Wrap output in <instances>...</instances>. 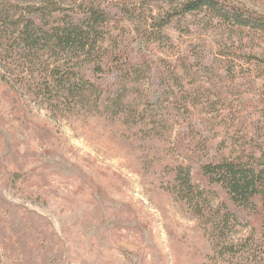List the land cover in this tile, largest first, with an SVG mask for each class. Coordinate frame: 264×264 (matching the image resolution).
<instances>
[{"label": "rangeland", "instance_id": "rangeland-1", "mask_svg": "<svg viewBox=\"0 0 264 264\" xmlns=\"http://www.w3.org/2000/svg\"><path fill=\"white\" fill-rule=\"evenodd\" d=\"M126 1L156 15L183 0ZM230 1L264 16V0ZM163 33L170 48H151L154 59L234 72L193 78L186 90L199 105L165 139L84 110L51 122L0 82V264H211L207 235L166 188L176 150L196 166L226 154L231 137L264 142V39L238 38L204 14L176 17Z\"/></svg>", "mask_w": 264, "mask_h": 264}, {"label": "trees", "instance_id": "trees-1", "mask_svg": "<svg viewBox=\"0 0 264 264\" xmlns=\"http://www.w3.org/2000/svg\"><path fill=\"white\" fill-rule=\"evenodd\" d=\"M170 7L154 15L148 3L126 0H0V82L51 122L84 110L165 139L199 105L186 90L193 78L234 74L232 64L221 76L209 66L194 70L185 61L151 57V48H170L163 32L172 20L204 14L238 38L264 39V16L237 2L183 0ZM125 23L134 50L125 45L132 43ZM131 96L135 104L126 100ZM230 139L226 154L196 166L176 150L180 162L166 189L207 235L211 264H264V142Z\"/></svg>", "mask_w": 264, "mask_h": 264}]
</instances>
